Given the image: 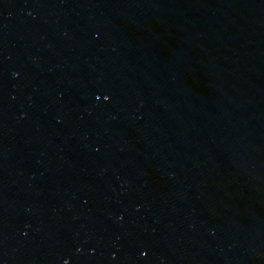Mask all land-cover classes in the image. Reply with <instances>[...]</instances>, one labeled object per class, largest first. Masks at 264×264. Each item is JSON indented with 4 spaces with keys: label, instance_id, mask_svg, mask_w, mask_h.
Returning a JSON list of instances; mask_svg holds the SVG:
<instances>
[{
    "label": "water",
    "instance_id": "water-1",
    "mask_svg": "<svg viewBox=\"0 0 264 264\" xmlns=\"http://www.w3.org/2000/svg\"><path fill=\"white\" fill-rule=\"evenodd\" d=\"M0 264H264V0H0Z\"/></svg>",
    "mask_w": 264,
    "mask_h": 264
}]
</instances>
